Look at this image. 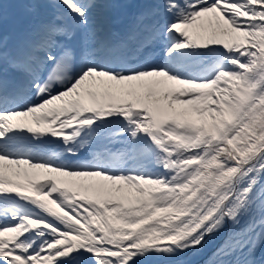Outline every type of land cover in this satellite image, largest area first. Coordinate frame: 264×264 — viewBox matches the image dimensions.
<instances>
[{"label":"snow or ice","instance_id":"1","mask_svg":"<svg viewBox=\"0 0 264 264\" xmlns=\"http://www.w3.org/2000/svg\"><path fill=\"white\" fill-rule=\"evenodd\" d=\"M0 2V264H264V0Z\"/></svg>","mask_w":264,"mask_h":264},{"label":"bare ground","instance_id":"2","mask_svg":"<svg viewBox=\"0 0 264 264\" xmlns=\"http://www.w3.org/2000/svg\"><path fill=\"white\" fill-rule=\"evenodd\" d=\"M0 2H3L4 5H5V14L7 15L8 19H7V26H8V23L11 19V5L9 3V0H0Z\"/></svg>","mask_w":264,"mask_h":264},{"label":"trees","instance_id":"3","mask_svg":"<svg viewBox=\"0 0 264 264\" xmlns=\"http://www.w3.org/2000/svg\"><path fill=\"white\" fill-rule=\"evenodd\" d=\"M202 254H203V255H207V251H205V252H201V253H197V252H196L195 255H196V257H198L199 255H202Z\"/></svg>","mask_w":264,"mask_h":264}]
</instances>
